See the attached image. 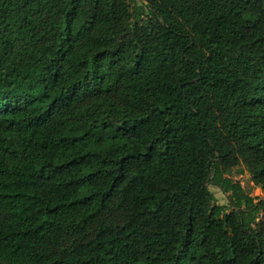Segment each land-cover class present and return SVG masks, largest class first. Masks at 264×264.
<instances>
[{
    "label": "trees",
    "instance_id": "trees-1",
    "mask_svg": "<svg viewBox=\"0 0 264 264\" xmlns=\"http://www.w3.org/2000/svg\"><path fill=\"white\" fill-rule=\"evenodd\" d=\"M234 171L264 192V0H0V264H264Z\"/></svg>",
    "mask_w": 264,
    "mask_h": 264
},
{
    "label": "rangeland",
    "instance_id": "rangeland-1",
    "mask_svg": "<svg viewBox=\"0 0 264 264\" xmlns=\"http://www.w3.org/2000/svg\"><path fill=\"white\" fill-rule=\"evenodd\" d=\"M231 178L234 181L239 182L242 187L250 194V196L254 197L255 201L264 199V192L259 186L254 184L248 172L244 171L243 173H238L234 171L231 175ZM209 189L214 193L216 201L219 205L228 204V196L223 193L220 188L213 185H209Z\"/></svg>",
    "mask_w": 264,
    "mask_h": 264
}]
</instances>
